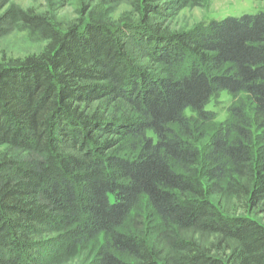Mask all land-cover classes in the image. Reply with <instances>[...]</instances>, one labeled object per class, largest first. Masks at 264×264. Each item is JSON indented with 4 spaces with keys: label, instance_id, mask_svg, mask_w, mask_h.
Returning <instances> with one entry per match:
<instances>
[{
    "label": "trees",
    "instance_id": "trees-1",
    "mask_svg": "<svg viewBox=\"0 0 264 264\" xmlns=\"http://www.w3.org/2000/svg\"><path fill=\"white\" fill-rule=\"evenodd\" d=\"M136 1L140 21L120 26L81 19L62 31L17 12L47 43L0 63V146L19 153L0 159V264H43L55 242L37 236L49 231L67 251L106 235L97 264H264V224L226 214L207 186L228 179L243 210L264 204V11L169 32L150 20L157 6ZM220 92L245 97L201 144ZM101 99L131 114L94 108ZM117 136L131 155L110 152ZM142 199L172 232L165 261L143 234L122 230ZM177 229L236 246L224 260Z\"/></svg>",
    "mask_w": 264,
    "mask_h": 264
},
{
    "label": "rangeland",
    "instance_id": "rangeland-1",
    "mask_svg": "<svg viewBox=\"0 0 264 264\" xmlns=\"http://www.w3.org/2000/svg\"><path fill=\"white\" fill-rule=\"evenodd\" d=\"M147 3L160 9L159 14H150V20L160 24L169 32L189 31L212 20L264 11V0H142V5ZM137 4L136 0H7L6 2L0 0V17L6 19L5 32L0 36V63L40 54L46 46L47 41L38 33L28 29L18 18L17 12L20 10L45 15L52 19L62 31H65L78 24L81 19L85 21L94 19L111 26L136 23L140 21L142 15L136 9ZM142 62L155 73H162L164 69L163 65L153 64L149 58H143ZM242 97L245 96L237 98L227 92H220L211 99L206 109L214 113L215 118L200 123V131L205 135L201 144L206 142L208 136L218 125L225 122L229 117L231 106ZM93 107H98L101 111L113 115L131 114V108L122 100L109 102L107 99H101L94 102ZM186 114L195 117L190 110H187ZM116 139H119L120 144L110 152L131 155L130 143L125 139L121 140L118 136ZM18 156L19 153L7 145L0 146V159ZM207 186L210 199L226 214L250 216L264 224V204L253 210H243L237 205L230 192L228 179L208 182ZM122 230L143 234L160 261H165L169 257L171 250L167 239L172 232L163 226L160 218L149 207L145 199H142L135 207ZM176 232L183 238L210 248L213 254L224 260L228 259L236 246L234 241L220 244L218 235L202 233L194 229H177ZM62 238L60 231H49L37 236L39 240H54L55 242L49 249V258H46L43 264H97L98 251L107 236L102 235L71 251L65 249Z\"/></svg>",
    "mask_w": 264,
    "mask_h": 264
}]
</instances>
